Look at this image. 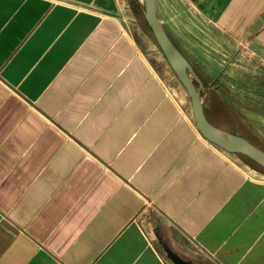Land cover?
<instances>
[{"label": "crops", "instance_id": "crops-1", "mask_svg": "<svg viewBox=\"0 0 264 264\" xmlns=\"http://www.w3.org/2000/svg\"><path fill=\"white\" fill-rule=\"evenodd\" d=\"M154 3L186 68L193 19L264 62V0ZM209 69L187 68L231 132ZM237 155L199 131L144 0H0V264H264V175Z\"/></svg>", "mask_w": 264, "mask_h": 264}, {"label": "rangeland", "instance_id": "rangeland-1", "mask_svg": "<svg viewBox=\"0 0 264 264\" xmlns=\"http://www.w3.org/2000/svg\"><path fill=\"white\" fill-rule=\"evenodd\" d=\"M190 15L193 17L195 14ZM193 22L190 28L195 36L189 41L176 42L178 46H185L181 50L190 52L185 58L191 63L186 64L187 68L210 66L208 72L199 75L209 86L216 83L217 90L235 104L230 107V119L234 123L229 129L231 132L223 131L220 134L251 143L264 151V62L248 55L240 46L220 42L216 37L214 40L213 32L204 31L203 26L194 19ZM190 74L195 85H199V79L192 72ZM247 165L254 170H249L253 175H264L258 165Z\"/></svg>", "mask_w": 264, "mask_h": 264}, {"label": "water", "instance_id": "water-1", "mask_svg": "<svg viewBox=\"0 0 264 264\" xmlns=\"http://www.w3.org/2000/svg\"><path fill=\"white\" fill-rule=\"evenodd\" d=\"M144 2L147 22L177 78L188 92L191 99L194 119L201 134L209 142L219 146L227 152L247 157L264 170V151L262 149L245 141L225 138L212 127L204 114L199 92L191 74L188 72L183 59L176 52L157 21L154 0H144ZM166 254L174 264H192L179 257L168 248H166Z\"/></svg>", "mask_w": 264, "mask_h": 264}, {"label": "trees", "instance_id": "trees-1", "mask_svg": "<svg viewBox=\"0 0 264 264\" xmlns=\"http://www.w3.org/2000/svg\"><path fill=\"white\" fill-rule=\"evenodd\" d=\"M259 168H260V167H259ZM260 170L264 172V170H263L262 168H260Z\"/></svg>", "mask_w": 264, "mask_h": 264}]
</instances>
